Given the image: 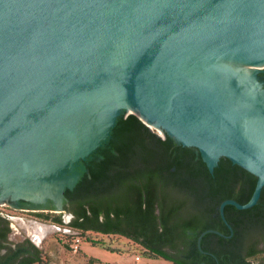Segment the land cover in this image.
Instances as JSON below:
<instances>
[{
	"label": "water",
	"instance_id": "water-1",
	"mask_svg": "<svg viewBox=\"0 0 264 264\" xmlns=\"http://www.w3.org/2000/svg\"><path fill=\"white\" fill-rule=\"evenodd\" d=\"M261 63H241L237 60ZM264 0H0V184L54 195L59 176L136 114L264 188ZM50 176L49 181L47 177ZM224 235L216 229L204 231Z\"/></svg>",
	"mask_w": 264,
	"mask_h": 264
},
{
	"label": "trees",
	"instance_id": "trees-1",
	"mask_svg": "<svg viewBox=\"0 0 264 264\" xmlns=\"http://www.w3.org/2000/svg\"><path fill=\"white\" fill-rule=\"evenodd\" d=\"M84 163L76 185L66 189L77 229L72 240L86 237L103 247L88 233L120 235L140 244L146 256L175 264H264V188L248 209L225 206L233 231L221 215L224 200L247 203L258 181L230 158L222 156L211 170L197 147L167 132L161 136L124 111ZM209 229L224 235L209 231L199 245Z\"/></svg>",
	"mask_w": 264,
	"mask_h": 264
},
{
	"label": "flooded vegetation",
	"instance_id": "flooded-vegetation-1",
	"mask_svg": "<svg viewBox=\"0 0 264 264\" xmlns=\"http://www.w3.org/2000/svg\"><path fill=\"white\" fill-rule=\"evenodd\" d=\"M260 77L264 78V73ZM88 157L65 168L59 176L64 179L74 174L81 176ZM46 177L49 181L50 176ZM68 187L63 191V210H57L54 195L40 199L25 193L17 196L15 189L0 184V264H61L52 247L59 242L69 243L77 233L71 224L74 215L67 209Z\"/></svg>",
	"mask_w": 264,
	"mask_h": 264
},
{
	"label": "rangeland",
	"instance_id": "rangeland-1",
	"mask_svg": "<svg viewBox=\"0 0 264 264\" xmlns=\"http://www.w3.org/2000/svg\"><path fill=\"white\" fill-rule=\"evenodd\" d=\"M264 81V78H260ZM156 130L155 128H152ZM158 132V131H157ZM88 237L96 241L105 242L104 246H94L87 242L86 237L81 238L78 250L72 247L73 240L69 243L59 242L52 247L53 254L57 256L61 264H175L163 258H151L144 254L143 247L132 240L120 235H104L96 232H89ZM68 244H71L68 247ZM121 250L122 253L110 252L104 247ZM139 256L137 260L136 257Z\"/></svg>",
	"mask_w": 264,
	"mask_h": 264
},
{
	"label": "built area",
	"instance_id": "built-area-1",
	"mask_svg": "<svg viewBox=\"0 0 264 264\" xmlns=\"http://www.w3.org/2000/svg\"><path fill=\"white\" fill-rule=\"evenodd\" d=\"M80 244H81V236H78V237L73 239L72 247L75 250L79 249ZM136 258L139 259V256H137Z\"/></svg>",
	"mask_w": 264,
	"mask_h": 264
},
{
	"label": "bare ground",
	"instance_id": "bare-ground-1",
	"mask_svg": "<svg viewBox=\"0 0 264 264\" xmlns=\"http://www.w3.org/2000/svg\"><path fill=\"white\" fill-rule=\"evenodd\" d=\"M235 60H237V59H235ZM237 61H239V62H241V63H249V64H257V70H259V69H261V68H263V64H261V63H251V62H245V61H241V60H237ZM153 128H155L153 125H151ZM156 129V128H155ZM159 132V131H158ZM160 133V132H159Z\"/></svg>",
	"mask_w": 264,
	"mask_h": 264
},
{
	"label": "crops",
	"instance_id": "crops-1",
	"mask_svg": "<svg viewBox=\"0 0 264 264\" xmlns=\"http://www.w3.org/2000/svg\"><path fill=\"white\" fill-rule=\"evenodd\" d=\"M137 259V258H136ZM137 260H141V258L140 259H137Z\"/></svg>",
	"mask_w": 264,
	"mask_h": 264
}]
</instances>
